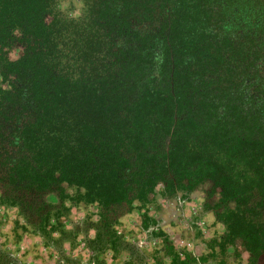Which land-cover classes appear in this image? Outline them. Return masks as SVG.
Here are the masks:
<instances>
[{"label":"trees","instance_id":"16d2710c","mask_svg":"<svg viewBox=\"0 0 264 264\" xmlns=\"http://www.w3.org/2000/svg\"><path fill=\"white\" fill-rule=\"evenodd\" d=\"M61 1L0 0V202L50 240L97 205L89 247L115 250L136 202L211 181L220 246L264 264V0Z\"/></svg>","mask_w":264,"mask_h":264},{"label":"rangeland","instance_id":"374dc122","mask_svg":"<svg viewBox=\"0 0 264 264\" xmlns=\"http://www.w3.org/2000/svg\"><path fill=\"white\" fill-rule=\"evenodd\" d=\"M59 7L78 17L83 0H62ZM21 54L16 49L11 57ZM0 88H8L1 77ZM234 207L233 201L221 202L220 190L211 181L173 196L158 187L146 203L136 202L114 225L121 238L117 249L93 250L88 242L95 234L91 225L99 219L97 205L80 204L54 219L50 240L33 231L18 207L0 202V245L21 264H173L174 256L183 261L176 264H250L241 244L220 246L226 226L219 215Z\"/></svg>","mask_w":264,"mask_h":264}]
</instances>
